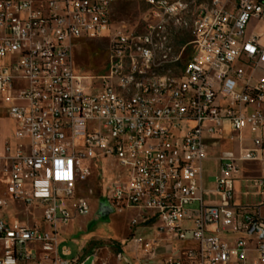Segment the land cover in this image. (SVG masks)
I'll use <instances>...</instances> for the list:
<instances>
[{"label":"built area","instance_id":"obj_1","mask_svg":"<svg viewBox=\"0 0 264 264\" xmlns=\"http://www.w3.org/2000/svg\"><path fill=\"white\" fill-rule=\"evenodd\" d=\"M114 1L0 0V111L13 124L0 148V264L90 258H65V246L59 254V236L90 213L77 191L103 160L118 168L106 200L138 211L131 225L156 232L145 239L134 231L135 255L121 250L115 264H264V176L241 174L245 163L264 173V0H203L200 17L189 16L188 0H147L130 31L112 27ZM179 21L198 28L175 55ZM93 39L108 43L106 70L76 73L75 46ZM187 48L183 69L164 72ZM128 74H136V102H127ZM226 137L235 147L220 152L215 187L205 190L207 143ZM237 181L244 196L262 201L235 205ZM9 199L41 209V224L9 223ZM174 242L192 245L174 254Z\"/></svg>","mask_w":264,"mask_h":264},{"label":"rangeland","instance_id":"obj_2","mask_svg":"<svg viewBox=\"0 0 264 264\" xmlns=\"http://www.w3.org/2000/svg\"><path fill=\"white\" fill-rule=\"evenodd\" d=\"M189 16L197 9L203 0H188ZM194 1V2H193ZM149 6L147 0H115L112 4L111 24L114 29L126 28L133 30L141 22L144 12ZM250 31V30H249ZM171 43L175 55L181 53L183 46L191 40V34L185 29L173 27ZM85 41V40H84ZM108 43L106 40L93 39L75 46L74 59L76 73H88L92 75L104 74L107 67ZM190 57V50L183 51L176 63L166 64L163 68L166 73H179ZM246 72L250 66L243 65ZM12 122L3 115L0 117V138L7 137L12 131ZM211 154H218L226 145H218L216 141L207 143ZM215 161L207 160L203 163V183L206 189L215 185L216 178ZM118 168L113 160L95 162L90 177L79 184L77 196H84L89 199L91 211L87 216H76L67 226L60 230L58 252L61 254L65 246L70 251L71 259L80 257L84 260L90 256L84 264H115L114 255L121 250L132 252L133 247H128V242L133 238L136 226L131 225V220L139 212L136 210L119 211L107 200V185L117 175ZM254 175V173H249ZM242 181L236 182L234 186L233 203L235 205L254 204L260 198L247 197L242 194ZM91 191V192H90ZM250 192L254 190L250 188ZM0 197H5V188L0 183ZM206 199V198H205ZM264 217V206L260 210ZM43 212L39 208L25 207L11 199L7 201L4 216L9 223L14 221L24 222L27 225H40V218ZM136 236L145 239L154 235V228L141 227L136 231Z\"/></svg>","mask_w":264,"mask_h":264},{"label":"crops","instance_id":"obj_3","mask_svg":"<svg viewBox=\"0 0 264 264\" xmlns=\"http://www.w3.org/2000/svg\"><path fill=\"white\" fill-rule=\"evenodd\" d=\"M4 115V113L2 112V111H0V117L1 116H3ZM263 134H264V131H263ZM244 136H245V144H247V145H250L251 144V131L249 130V129H247V130H245L244 131ZM4 139L5 138H0V148L2 147V144H3V142H4ZM219 145H226L225 146V148L224 149H222V150H225V149H233L234 147H235V142L234 141H232V140H230L229 138H223V139H221V141H220V143H219ZM221 150V151H222ZM220 151V152H221ZM220 152L216 155V154H211L210 153V151H209V157H208V159L207 160H210V159H213L214 161H215V165H216V170H215V172L213 173L214 174V176H215V178L219 175V173H220V167H219V162H218V156H219V154H220ZM206 160V161H207ZM254 173V175H250L249 173ZM241 174H242V177H245V178H250V177H260V176H264V173L262 172V170H261V167H260V165L259 164H256V163H245L244 165H243V167H242V170H241ZM237 182H239V181H237ZM203 183V182H202ZM242 183H243V187H242V190H243V188H244V185H245V183L242 181ZM214 187H215V185H214ZM214 187H212V188H209V189H206L205 187H204V183H203V188L205 189V190H213L214 189ZM242 194H243V192H242ZM205 200L206 201H210V200H212V199H214V197H208V196H205ZM255 198V197H254ZM262 201V198H260V201H258L257 203H260ZM257 203H255V204H257ZM124 211H126V210H124ZM22 223H24V222H22ZM25 224V223H24ZM141 227H144V228H154L152 225H150V226H141ZM141 227H138L136 230H135V233H136V231L137 230H140L141 229ZM136 235V234H135ZM156 235V232H155V229H154V235L152 236V237H154ZM131 244L132 243H129L128 244V247L129 246H131ZM190 245H192V243H189V242H174L173 244H172V246H173V252H174V254H177V252L180 250V249H182V248H184V247H188V246H190ZM131 253V252H130ZM131 255H135L134 253H131ZM162 256L160 255V258H161ZM135 264H160V260H156V261H152V262H147V261H137V262H135Z\"/></svg>","mask_w":264,"mask_h":264},{"label":"bare ground","instance_id":"obj_4","mask_svg":"<svg viewBox=\"0 0 264 264\" xmlns=\"http://www.w3.org/2000/svg\"><path fill=\"white\" fill-rule=\"evenodd\" d=\"M201 12H203V2H201L198 5L197 9L192 13V17H200ZM179 28L187 30L192 36V28H198V21H191V27H187V21H179ZM173 36H171V41ZM167 42H168V35L159 36V43H167ZM144 77L154 78V71L144 70ZM153 87H161V79H154ZM135 91H136V74H128L127 102H136V95H134Z\"/></svg>","mask_w":264,"mask_h":264}]
</instances>
